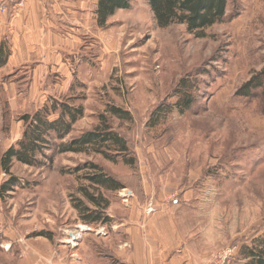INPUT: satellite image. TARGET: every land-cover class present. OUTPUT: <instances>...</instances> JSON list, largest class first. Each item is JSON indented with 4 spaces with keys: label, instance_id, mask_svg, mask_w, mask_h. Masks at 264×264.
<instances>
[{
    "label": "rangeland",
    "instance_id": "obj_1",
    "mask_svg": "<svg viewBox=\"0 0 264 264\" xmlns=\"http://www.w3.org/2000/svg\"><path fill=\"white\" fill-rule=\"evenodd\" d=\"M82 2L76 22L66 16L65 50L39 89L28 65L1 67L0 157L22 136L20 115L55 98L83 108L65 140L104 113L136 162L75 152L51 163L40 156V166L13 159L17 182L0 195V264H129L119 229H173L177 247L199 264H250L249 250L264 246V0H229L222 20L200 35L183 23L158 26L146 0H130L102 27L93 0ZM182 96L192 98L184 110ZM89 161L123 188L89 184ZM10 175L0 165V186ZM81 186L108 200L110 222L80 219L72 199Z\"/></svg>",
    "mask_w": 264,
    "mask_h": 264
},
{
    "label": "trees",
    "instance_id": "obj_2",
    "mask_svg": "<svg viewBox=\"0 0 264 264\" xmlns=\"http://www.w3.org/2000/svg\"><path fill=\"white\" fill-rule=\"evenodd\" d=\"M153 17L160 27H167L173 23H183L189 32L197 35L214 23L222 20L227 2L229 0H146ZM130 0H97L96 15L99 26H104L108 17L115 10L128 8ZM8 46L0 43V68L8 59ZM255 77L245 82L240 91L247 95L255 86ZM181 110L188 108L192 102L191 97L182 96ZM50 104L45 103L41 108L32 112H25L19 119L23 121L24 131L16 145L7 148L0 157V165L5 173H9V166L13 159L30 166L44 164L43 156L48 162H52L57 153H94L111 162L121 161L128 165H134L135 155L132 153L127 139L115 130L106 114L99 115V124L93 129L81 132L75 137L65 140L71 132L72 125L83 115L82 107H70L68 103L50 98ZM110 112L120 117L131 118L129 111L117 106H110ZM56 118L50 119V115ZM50 150V154L45 151ZM84 167L89 172L84 175L89 184L106 190H119L123 184L113 175L108 173L100 164L93 161L86 162ZM78 167L75 170H80ZM17 182V178L10 175L7 181L0 186V195L6 192ZM96 187V188H97ZM81 197H74L73 207L78 211L80 219L86 224L108 223L111 218L106 213L108 200L102 193H93L87 186L80 187ZM47 238L49 233L41 232ZM264 242V238H263ZM250 264H264V246L259 249H250Z\"/></svg>",
    "mask_w": 264,
    "mask_h": 264
},
{
    "label": "crops",
    "instance_id": "obj_3",
    "mask_svg": "<svg viewBox=\"0 0 264 264\" xmlns=\"http://www.w3.org/2000/svg\"><path fill=\"white\" fill-rule=\"evenodd\" d=\"M93 3L95 8L96 0ZM61 4L69 15L60 13ZM86 8L82 0H24L21 6L11 9L10 15L0 14V43L8 36L10 46L7 63L2 68L28 65L30 82L39 89L50 65L55 62L58 66L57 59L65 50L61 29L66 16L68 22H76V11ZM119 230L125 235L121 242L123 260L129 264H162L166 260L171 264H199L188 257L185 246L177 247L173 229ZM172 250L178 254H171Z\"/></svg>",
    "mask_w": 264,
    "mask_h": 264
},
{
    "label": "built area",
    "instance_id": "obj_4",
    "mask_svg": "<svg viewBox=\"0 0 264 264\" xmlns=\"http://www.w3.org/2000/svg\"><path fill=\"white\" fill-rule=\"evenodd\" d=\"M24 0H0V13L6 14L10 9L21 6Z\"/></svg>",
    "mask_w": 264,
    "mask_h": 264
}]
</instances>
